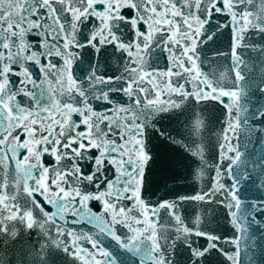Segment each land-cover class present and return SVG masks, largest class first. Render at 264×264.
<instances>
[{"label":"snow or ice","instance_id":"obj_1","mask_svg":"<svg viewBox=\"0 0 264 264\" xmlns=\"http://www.w3.org/2000/svg\"><path fill=\"white\" fill-rule=\"evenodd\" d=\"M0 264H264V0H0Z\"/></svg>","mask_w":264,"mask_h":264},{"label":"water","instance_id":"obj_2","mask_svg":"<svg viewBox=\"0 0 264 264\" xmlns=\"http://www.w3.org/2000/svg\"><path fill=\"white\" fill-rule=\"evenodd\" d=\"M162 123H166V122L162 121ZM162 151H163V150H162Z\"/></svg>","mask_w":264,"mask_h":264}]
</instances>
